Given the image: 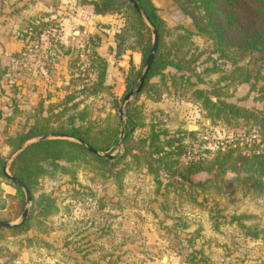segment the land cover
<instances>
[{"label": "rangeland", "instance_id": "obj_1", "mask_svg": "<svg viewBox=\"0 0 264 264\" xmlns=\"http://www.w3.org/2000/svg\"><path fill=\"white\" fill-rule=\"evenodd\" d=\"M56 1L0 0V152L6 158L8 172L14 153L10 154L4 142L6 135L26 122L31 124L27 112L32 114L40 103L39 108L46 111L49 102L69 97L70 105L76 103L79 110L87 106L90 116L99 122L116 113V102L125 106V76L133 61L123 56L127 51L115 57L118 42H124L121 49L131 40L126 34L122 40L115 36L125 26L123 10L111 12L119 20L115 28L118 31L113 35L114 43L101 54L97 33L74 19L77 10L67 7L60 11ZM155 3L166 16V0ZM62 18L67 19V28ZM164 21L169 30L167 44L183 34L179 24L194 29L187 25L189 21ZM192 39L189 53L201 55L189 64L187 74H199L202 83L197 87L210 89L216 84L224 87L232 103L246 108L262 106L250 83L221 81V76L233 68L229 63L216 60V70L203 72L213 64L208 59L211 43L203 36ZM94 53L106 61L105 88L100 85L91 93L84 88L98 81L97 62H92ZM123 57L128 60L127 68H117L115 64ZM249 58L243 62L253 70L259 68L260 76H264V60L253 65ZM134 66L143 69L140 62ZM147 95H133L128 101L141 108L145 123L134 136L145 132L150 124L170 132H191L184 139L187 153L181 163L192 156L210 158L219 146L237 142L238 136L247 135L253 128L250 121L211 122L200 101L192 99L189 87L164 95L157 104ZM240 145L232 146L244 152ZM109 152L116 155L122 147ZM119 169L124 171L115 179L92 162L77 161L67 173L57 170L42 175L34 188V198L38 201L43 195L50 196L56 208L45 215L38 203L25 204L21 189L23 208L27 207L30 216L29 227L16 235L6 231L0 239V264H167L170 257L177 264H264V191L243 181L244 174L239 180L228 181L235 176L230 171L219 177L201 171L193 174L189 183L159 173L158 182L144 165H135L130 157L113 172ZM21 197V191L0 175V220L19 221ZM255 231L258 234L251 236ZM163 256L167 258L163 260Z\"/></svg>", "mask_w": 264, "mask_h": 264}, {"label": "trees", "instance_id": "obj_2", "mask_svg": "<svg viewBox=\"0 0 264 264\" xmlns=\"http://www.w3.org/2000/svg\"><path fill=\"white\" fill-rule=\"evenodd\" d=\"M135 1L156 30L158 41L149 72L141 90L134 94V97L148 93L147 98L160 102L164 95L174 94L179 88L189 87L192 99L200 101L203 109L207 110L211 122L220 119L228 124L240 120L250 121L253 128L247 135L244 133L238 136L237 142L225 147L219 146L210 158L192 156L189 161L181 163V157L187 153L185 136L192 133L183 130L170 132L166 128L150 124L145 132L135 137V130L144 127L145 123L141 108L134 102H127L123 107L116 102L113 104L116 113L101 122L90 116L87 106L79 110L76 103L70 105L69 97L67 100L49 102L46 111L39 108L42 107L40 103L32 114L27 112L28 119L33 120L32 123L26 125L28 123L26 122L25 125L7 134L4 142L10 147L12 154L26 141L48 133L67 136L28 143L17 153L8 167L10 174L28 188L31 203L34 205L38 203L43 215L48 213L49 209L56 208L50 196L43 195L38 201L34 198L33 191L39 177L57 170L67 173L71 165L77 161L92 162L118 179L124 169L116 172H113V169L130 157L135 165H144L147 172L154 175L158 182L159 173L191 183L190 177L201 171L212 172L213 177L230 171L235 176L228 178V181L239 180L240 175L244 174L243 181H249L255 188L264 191V76H260L259 68L253 70L248 63L243 62L249 56V59L253 60V65L264 60V0H172L174 6L191 19L194 29H187L179 24L178 27L183 30V34L170 40V44L165 40L169 32L168 27L153 1ZM91 5L97 14L118 13L123 10L125 26L115 36L121 39V36L126 34L131 40L121 49L119 46L124 42H118L115 57L119 58L124 51H136L140 53L142 66L153 43L152 28L133 6L131 0H94ZM197 35L206 37L211 43V55L208 59L213 64L211 67L206 66L203 72L216 70V60L229 63L233 68L221 76V81H227L228 84L250 83V89L256 91L255 99L262 103L260 108H246L228 101L222 86L214 84L210 89L197 87L202 83L199 74L196 72L187 74L190 70L189 64L196 62L201 55L199 53L193 56V53L188 51L192 37ZM213 54L216 55L215 58ZM94 61L97 62L98 81L84 88L91 93L96 92V87L102 86L106 70V61L96 53L92 56V62ZM169 68L172 70H168ZM141 71V67L135 68L134 64H131L125 76V94L135 90ZM191 76H195L196 79L192 81ZM154 78L157 80L154 81ZM260 80L262 82L258 85ZM120 108L123 110L122 114ZM68 110L71 112L67 113ZM110 119L113 120L112 124ZM234 144H242L240 146L245 151H235L232 146ZM117 146L122 147L121 153L111 158L101 155L110 154L109 151ZM88 147H92L99 154L93 153ZM5 164L6 158L0 152V175H4ZM15 188L22 193L18 203L20 208H23V192L19 186L15 185ZM29 218L30 216L13 227L0 228V239L7 234L6 231L14 235L25 231L29 227ZM10 220L7 218L4 221ZM257 234L255 231L251 236Z\"/></svg>", "mask_w": 264, "mask_h": 264}, {"label": "crops", "instance_id": "obj_3", "mask_svg": "<svg viewBox=\"0 0 264 264\" xmlns=\"http://www.w3.org/2000/svg\"><path fill=\"white\" fill-rule=\"evenodd\" d=\"M45 1H48V0H45ZM92 1L94 0H57L56 4H57L58 9L63 12L66 11L67 7H73L74 10L78 11V14L77 16L74 17V19L83 23L87 27L86 30L88 31L92 30V31H95V33H97L96 35L100 39L98 50L101 53L103 52V49H106V47L107 48L110 47V45L114 43L113 35L116 31H118L115 28H117V26L119 25L117 22L119 20H117L116 16H114L111 13H105V14L95 13L93 10V6L91 5ZM152 1L154 5L157 7L158 12L161 15V17L164 18L165 20H167V18L171 20L169 15L174 10L179 9L178 7L174 6L172 0H166V2L168 3V9H167L168 11H167V15L165 16L162 14L160 9L156 5L155 0H152ZM46 3H49V2H46ZM50 5H53V2H51ZM186 17L187 18L184 20V22L189 21L187 22V25L192 26L191 19L187 15ZM62 19H63L62 24L65 26V28H67V24H68L67 19L66 18H62ZM123 56L127 57V59L131 58L134 65H137V63H139L141 59L140 53L136 51H127V55L126 56L123 55ZM124 57L122 60H120L119 62L115 64L117 68L119 67L123 69L127 68L128 60L126 61ZM170 69L171 68H169L168 70ZM0 99L2 98L0 97ZM155 103L157 104L158 102H155ZM167 264H177V262L174 258L170 257L168 258Z\"/></svg>", "mask_w": 264, "mask_h": 264}, {"label": "water", "instance_id": "obj_4", "mask_svg": "<svg viewBox=\"0 0 264 264\" xmlns=\"http://www.w3.org/2000/svg\"><path fill=\"white\" fill-rule=\"evenodd\" d=\"M131 2L133 4V6L136 8V10L143 16V18L147 22V24L152 28L153 43H152L151 49H150L145 61H144L143 69H142L141 74L139 76V83H138L137 87L135 88V90H131V91L127 92L123 96V100H122V104L123 105H125L134 94L138 93L141 90V88L143 86V82L145 80V77H146V75L149 72V69L151 67V64H152V61H153V58H154V53H155L156 47H157V41H158L156 30L152 27V25H151L150 21L148 20V18L145 16V14L140 9L139 5L136 3L135 0H131ZM169 16H170L171 20H173L174 23H181L187 18L186 15L179 9L174 10ZM120 113L121 114L123 113L122 108H120ZM63 137H67V136L62 135V134H45V135L33 138V139L29 140V141H26L15 152H13L14 154H13L12 159L17 155V153L19 151H21L30 142L37 141V140L49 139V138H63ZM88 149L90 151H92L93 153L99 154L92 147H88ZM101 155H105V156L110 157V158L113 157L112 154H107V153H103ZM3 174L8 180H10L13 184L19 186L23 190V192L25 194V204L26 205L29 204L31 202V195H30V192H29L28 188L23 184V182H21L20 180H18L17 178L12 176L8 172V170H7V162L4 165V167H3ZM27 213H28V209L25 206L23 208V210H22V213L20 215V219H19L18 222H10V221L0 220V228L13 227L15 225H18V224L22 223L26 219ZM166 258H167L166 256H163V260H165Z\"/></svg>", "mask_w": 264, "mask_h": 264}]
</instances>
